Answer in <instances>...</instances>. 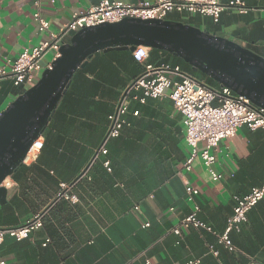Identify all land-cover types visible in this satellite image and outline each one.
Returning a JSON list of instances; mask_svg holds the SVG:
<instances>
[{"label":"crops","instance_id":"obj_1","mask_svg":"<svg viewBox=\"0 0 264 264\" xmlns=\"http://www.w3.org/2000/svg\"><path fill=\"white\" fill-rule=\"evenodd\" d=\"M99 1L45 0L41 12L50 29L41 31L34 18V0H0V68L10 67L25 49L48 40L51 32H64L74 12ZM243 1L247 12L225 10L218 21L199 13L172 12L167 18H185L186 23L264 56V0ZM73 34H66L64 41ZM158 50L145 63L130 49L97 52L75 72L42 135L44 146L38 157L21 164L7 179L0 227L22 225L44 212V225L28 238L6 235L0 255L8 264H146L147 258L154 264L192 260V264H264V199L249 211L241 230L231 231L235 249L212 232L182 225L198 203L200 218L218 233L226 230L235 195H245L264 182V129L244 125L213 149L214 168L221 174L215 181L200 155L187 167L193 148L185 116L173 99L166 95L142 102L131 97L128 124L106 143L108 153L95 157L108 131L109 115L146 63L184 60ZM26 89L27 84H15L12 76L0 78V113ZM204 147L201 142L199 150ZM62 183L70 185L69 193L77 201L59 197ZM188 184L200 189L194 200L188 199ZM177 226L179 234L174 231Z\"/></svg>","mask_w":264,"mask_h":264},{"label":"built area","instance_id":"obj_2","mask_svg":"<svg viewBox=\"0 0 264 264\" xmlns=\"http://www.w3.org/2000/svg\"><path fill=\"white\" fill-rule=\"evenodd\" d=\"M44 1L34 0L37 7L34 18L41 31L50 29V21L41 12ZM230 9L243 13L247 12L249 7L243 0L227 2L222 0H144L137 4L120 0H100L98 4L88 9L74 12L64 32L61 34L51 32L48 40L35 47L25 49L15 61L10 63V67L7 65L1 67L0 78L12 76L17 85L34 83L41 77L42 70L46 68L42 64L44 56L53 51L54 59L58 57L61 46L65 43L66 34L76 33L85 27L106 22H117L125 17L165 19L172 12L199 13L211 16L218 21L221 13ZM133 54L139 62L145 63L150 56V48L139 45ZM48 66H51V63ZM135 91H141V93H134ZM166 95L173 99L176 107L185 116L187 140L193 148V154L186 163L187 167L190 169L195 157L200 155L215 181L221 178V174L214 168L217 156L213 149L223 139L235 136L238 129L244 125H248L253 130L264 129V107L255 105L250 98L236 93L231 87H213L205 80L192 76L178 64L146 63L144 72L123 91L115 110L109 115L108 131L95 157L99 153L107 154L106 143L110 139L120 136L123 128L128 124L126 115L130 108L131 97L146 102L150 97L159 98ZM135 114L138 115L139 110H136ZM201 142H205V147L200 151L199 144ZM43 146L44 139L41 136L34 141L24 162L36 159ZM106 163L109 164V161ZM7 179L3 185H10ZM69 189V184L62 183L59 197L77 201L78 197L75 194H70ZM187 192L188 199L194 200L200 194V189L188 184ZM262 199H264V182L252 187L251 191L245 195H235L234 212L228 218L227 228L223 233H218L212 225L200 218L198 214L200 205L198 203H195L193 212L182 220V225L212 232L229 249H235L230 236L231 231L241 230L242 224L248 220L249 211ZM145 224L150 225L149 222ZM43 225L44 212H41L22 225L0 227V246L8 234L22 240L28 238L33 230ZM174 231L177 234L181 233V227H175ZM210 248L215 254L219 253L213 245ZM193 262L192 260L187 264ZM0 264H8L1 255ZM146 264L154 263L147 258Z\"/></svg>","mask_w":264,"mask_h":264},{"label":"water","instance_id":"obj_3","mask_svg":"<svg viewBox=\"0 0 264 264\" xmlns=\"http://www.w3.org/2000/svg\"><path fill=\"white\" fill-rule=\"evenodd\" d=\"M139 45L166 50L264 107V56L228 37L173 19L125 17L85 27L63 43L60 55L38 81L0 113V200L3 182L24 163L34 141L41 137L77 70L101 51Z\"/></svg>","mask_w":264,"mask_h":264},{"label":"trees","instance_id":"obj_4","mask_svg":"<svg viewBox=\"0 0 264 264\" xmlns=\"http://www.w3.org/2000/svg\"><path fill=\"white\" fill-rule=\"evenodd\" d=\"M155 51H159L158 49H151V52H150V55H152L153 52ZM178 63H174L175 65L179 63L183 66V70H185L186 72H188L189 74H191L192 76L196 77V78H199V79H205V81L215 87V86H221L217 81H215L212 77L208 76L207 74L203 73L202 71L198 70V71H195L193 69V67L187 63L186 61L182 60L181 58H176Z\"/></svg>","mask_w":264,"mask_h":264},{"label":"rangeland","instance_id":"obj_5","mask_svg":"<svg viewBox=\"0 0 264 264\" xmlns=\"http://www.w3.org/2000/svg\"><path fill=\"white\" fill-rule=\"evenodd\" d=\"M182 21H184V22H188L185 18H183V20ZM53 56L54 55H52V54H46L45 56H44V61L47 63V62H52L53 61ZM44 61H42V64H43V66H44V68L46 67L45 66V64H44ZM43 71H44V69L42 70V73H43ZM42 73H41V75H42ZM38 80H36L34 83H31V84H28L27 85V88H29V87H31L32 85H34L36 82H37Z\"/></svg>","mask_w":264,"mask_h":264}]
</instances>
